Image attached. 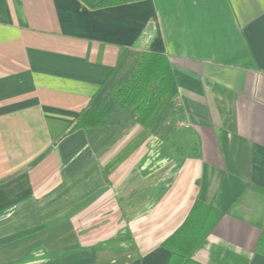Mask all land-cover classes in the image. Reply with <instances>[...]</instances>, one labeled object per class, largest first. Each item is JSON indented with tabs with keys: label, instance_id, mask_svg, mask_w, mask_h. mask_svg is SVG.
Listing matches in <instances>:
<instances>
[{
	"label": "crops",
	"instance_id": "obj_1",
	"mask_svg": "<svg viewBox=\"0 0 264 264\" xmlns=\"http://www.w3.org/2000/svg\"><path fill=\"white\" fill-rule=\"evenodd\" d=\"M0 0V264H264V0ZM179 93L154 127L122 109L70 131L136 55ZM169 245V246H168Z\"/></svg>",
	"mask_w": 264,
	"mask_h": 264
},
{
	"label": "trees",
	"instance_id": "obj_2",
	"mask_svg": "<svg viewBox=\"0 0 264 264\" xmlns=\"http://www.w3.org/2000/svg\"><path fill=\"white\" fill-rule=\"evenodd\" d=\"M83 1L93 8L105 4ZM179 87L180 75L166 55L142 53L133 74L122 84L111 85L112 94L102 92L100 100L77 117L70 131L104 129L122 109H134L135 121L152 129L165 105L178 96ZM218 221V213L212 205L203 212L194 208L184 226L171 239L174 245L170 246L172 257L169 264H195V252ZM263 247L264 239L259 243V249Z\"/></svg>",
	"mask_w": 264,
	"mask_h": 264
},
{
	"label": "rangeland",
	"instance_id": "obj_3",
	"mask_svg": "<svg viewBox=\"0 0 264 264\" xmlns=\"http://www.w3.org/2000/svg\"><path fill=\"white\" fill-rule=\"evenodd\" d=\"M138 61H139V56L136 55L135 58H134V60H133V63L131 64V71H130L131 73L129 74L128 78L133 74V72H134L136 66L138 65ZM128 78H127V79H128ZM127 79H126V80H127ZM126 80H124V81H126ZM124 81H122V82H120V83H118V84H122ZM110 87H111V86L106 87V89H105L103 92L106 91V94H107V93H108V94H109V93L112 94V91H111L112 88H110ZM102 96H103V93H102ZM102 96H101V97H102ZM101 97H100V98H101ZM98 100H100V99H98Z\"/></svg>",
	"mask_w": 264,
	"mask_h": 264
}]
</instances>
